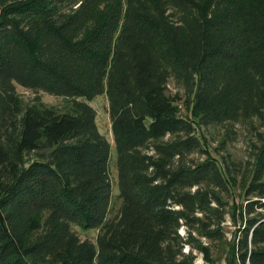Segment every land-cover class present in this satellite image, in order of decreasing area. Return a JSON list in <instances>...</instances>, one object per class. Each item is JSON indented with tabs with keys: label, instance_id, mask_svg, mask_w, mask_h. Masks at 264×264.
Segmentation results:
<instances>
[{
	"label": "trees",
	"instance_id": "1",
	"mask_svg": "<svg viewBox=\"0 0 264 264\" xmlns=\"http://www.w3.org/2000/svg\"><path fill=\"white\" fill-rule=\"evenodd\" d=\"M198 256L264 264V0H0V264Z\"/></svg>",
	"mask_w": 264,
	"mask_h": 264
},
{
	"label": "rangeland",
	"instance_id": "2",
	"mask_svg": "<svg viewBox=\"0 0 264 264\" xmlns=\"http://www.w3.org/2000/svg\"><path fill=\"white\" fill-rule=\"evenodd\" d=\"M169 89L172 92H176V88H174L173 83H169ZM16 90L19 93V95L25 100L29 101L33 99L35 96L41 97L42 101L47 105H52L56 107H62L64 105V100L62 98H57L54 96H50L46 93L39 92L34 93L30 90H27L23 87L16 86ZM180 94L182 93L181 91ZM96 111L97 117H96V123L98 126L99 131L107 138V140L111 143V162L109 165V173H110V179L112 183V202H111V209L109 212V219H113L120 208V200L118 199V188H117V177H116V152L112 143V136L110 132V126H109V115H108V102L105 95L96 97L93 101L89 103ZM237 129V135L236 140L229 145L228 151L234 157L238 162H241L242 164H245L250 146L248 144V139L250 138V135L248 132L242 128V127H236ZM203 136L206 138L207 143L210 145V149L212 151L218 152V144L217 140L220 138L219 132L217 130H208V131H202ZM194 158H197L196 155ZM75 232L78 234L79 238L82 240H90L94 241L97 232L96 231H83L79 228L74 227ZM179 233L184 236L185 231L183 229H180ZM186 251V249L184 250ZM196 264H204L203 261L198 256L196 259Z\"/></svg>",
	"mask_w": 264,
	"mask_h": 264
}]
</instances>
